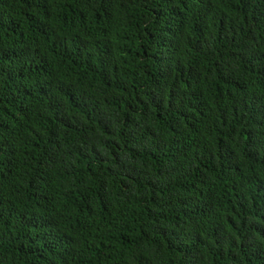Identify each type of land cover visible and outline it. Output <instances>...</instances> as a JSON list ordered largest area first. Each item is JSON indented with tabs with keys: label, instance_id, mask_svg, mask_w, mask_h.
<instances>
[{
	"label": "trees",
	"instance_id": "trees-1",
	"mask_svg": "<svg viewBox=\"0 0 264 264\" xmlns=\"http://www.w3.org/2000/svg\"><path fill=\"white\" fill-rule=\"evenodd\" d=\"M0 264H264V0H0Z\"/></svg>",
	"mask_w": 264,
	"mask_h": 264
}]
</instances>
